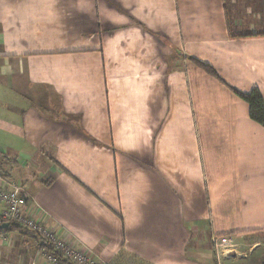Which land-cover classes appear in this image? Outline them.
Masks as SVG:
<instances>
[{
    "label": "crops",
    "instance_id": "obj_1",
    "mask_svg": "<svg viewBox=\"0 0 264 264\" xmlns=\"http://www.w3.org/2000/svg\"><path fill=\"white\" fill-rule=\"evenodd\" d=\"M252 89L264 0H0V177L104 264H264ZM22 231L16 264H50Z\"/></svg>",
    "mask_w": 264,
    "mask_h": 264
},
{
    "label": "built area",
    "instance_id": "obj_2",
    "mask_svg": "<svg viewBox=\"0 0 264 264\" xmlns=\"http://www.w3.org/2000/svg\"><path fill=\"white\" fill-rule=\"evenodd\" d=\"M30 197L24 189L15 181L0 177V223L16 222L27 230L34 232L42 242H48L53 249L59 251L62 258L72 264H104V262L94 255L90 250L75 248L73 244L55 235L54 232L32 216L28 215V203ZM3 233H0V245L6 241ZM231 238L221 236L214 240L216 253L229 256L232 252ZM46 260L50 264H64L58 261L56 256L46 254Z\"/></svg>",
    "mask_w": 264,
    "mask_h": 264
},
{
    "label": "trees",
    "instance_id": "obj_3",
    "mask_svg": "<svg viewBox=\"0 0 264 264\" xmlns=\"http://www.w3.org/2000/svg\"><path fill=\"white\" fill-rule=\"evenodd\" d=\"M195 62L198 65H200L202 68H204L205 71L216 76V73L212 69V67L204 63L198 62L196 60ZM236 93L240 98H242L249 104L251 118L255 120L256 122H258L259 124H261L262 126H264V100L261 94L259 93V91L257 89H252L248 93H240V92H236ZM13 227L32 233V231L25 229L24 227L17 224L16 222H9V228H13ZM42 245L44 247L45 252L47 254H52L56 256L58 261H61L64 264H72V263H69L67 260L63 259L59 251L54 250L52 245L49 244L48 242H42Z\"/></svg>",
    "mask_w": 264,
    "mask_h": 264
},
{
    "label": "rangeland",
    "instance_id": "obj_4",
    "mask_svg": "<svg viewBox=\"0 0 264 264\" xmlns=\"http://www.w3.org/2000/svg\"><path fill=\"white\" fill-rule=\"evenodd\" d=\"M7 234L11 237V243L9 245H2L0 247L1 257L0 264H16V259L14 258L15 252L21 251V249L26 250L28 242H24L23 239H28V235L25 234L22 229L18 228H8ZM27 235V236H26ZM252 239L260 240L264 244V233L255 234ZM12 240L15 242L12 243ZM17 241V242H16ZM3 248V249H2Z\"/></svg>",
    "mask_w": 264,
    "mask_h": 264
},
{
    "label": "water",
    "instance_id": "obj_5",
    "mask_svg": "<svg viewBox=\"0 0 264 264\" xmlns=\"http://www.w3.org/2000/svg\"><path fill=\"white\" fill-rule=\"evenodd\" d=\"M9 224L7 222L1 224L2 227H7Z\"/></svg>",
    "mask_w": 264,
    "mask_h": 264
}]
</instances>
